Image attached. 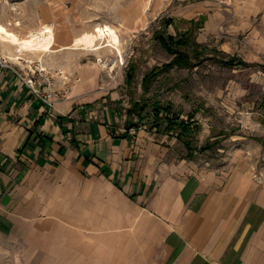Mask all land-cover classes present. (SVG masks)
Wrapping results in <instances>:
<instances>
[{
    "label": "crops",
    "instance_id": "1",
    "mask_svg": "<svg viewBox=\"0 0 264 264\" xmlns=\"http://www.w3.org/2000/svg\"><path fill=\"white\" fill-rule=\"evenodd\" d=\"M35 3L17 5L22 20ZM42 19L13 28L34 38ZM95 29L57 49L49 29L55 39L46 31L39 48L19 51L56 77L57 92L68 84L53 106L0 67V237L45 253L47 264H264V168L257 182L243 166L198 171L151 139L144 121L136 132L121 124L109 80L79 51L104 50Z\"/></svg>",
    "mask_w": 264,
    "mask_h": 264
},
{
    "label": "rangeland",
    "instance_id": "2",
    "mask_svg": "<svg viewBox=\"0 0 264 264\" xmlns=\"http://www.w3.org/2000/svg\"><path fill=\"white\" fill-rule=\"evenodd\" d=\"M258 3L257 11H251L237 0H36L26 21L18 15L19 9L4 6L0 27L12 22L7 30L27 37L13 28L18 23L14 19L23 28L44 17L32 33L53 31L55 49L61 40L73 41L96 27L97 46H101L99 26L115 28L121 40L119 52L107 42L100 52L79 51L84 59L98 64L109 80V89L118 98L117 110L124 116L121 124L130 122L136 132L142 124L140 112L128 113L136 103L142 104L148 136L169 148L177 162L192 163L198 171L230 172L243 166L257 182V173L264 168V0ZM40 34L23 40L34 42ZM160 36L190 39L189 47L181 50L192 58L197 51L198 61L192 60L198 65L159 71L174 58ZM52 48L43 53L50 54ZM220 60L246 65L226 66ZM145 78H152L147 92ZM155 103L170 107L180 120L189 122V134L178 137V129L165 131L164 119L158 130H152L150 114ZM46 257L31 253L28 245L20 248L12 239L0 237V264H47Z\"/></svg>",
    "mask_w": 264,
    "mask_h": 264
},
{
    "label": "trees",
    "instance_id": "3",
    "mask_svg": "<svg viewBox=\"0 0 264 264\" xmlns=\"http://www.w3.org/2000/svg\"><path fill=\"white\" fill-rule=\"evenodd\" d=\"M187 37H179V38H175L173 36H168L167 40L163 37H159L158 39L160 40V42L162 43L163 47L174 56L173 60L169 63L166 64L163 68L158 69L159 71H166L167 69H172V68H176V67H180V68H193L195 66H197V62L193 63L192 59L196 58V61H198L197 58H199V53H197V51L193 52V58L191 57V54H189L186 51H182L181 49H185L189 47L190 39H185ZM219 63L224 64L226 66H245L246 64L243 61L238 62L237 64H235L234 60H230V61H224V60H220ZM129 77L132 79L133 76L132 74L129 75ZM151 80L152 78H145L143 80V87L145 92H147L149 90L150 84H151ZM152 109H151V117L153 119V122L151 124V127H155V128H159L160 126V119H164V121L167 123V127L165 128V131L173 133L174 129H178L179 133H178V137H183L184 135L189 134V132L191 131V124L189 122H185L180 120L176 114H173L172 110L170 107H162L158 104H154L151 105ZM140 112V116H139V121L140 123H142V121H144L143 115H142V104L136 103L134 106V109L132 111H130L128 113V115L133 116L134 113H138ZM164 116V118H161L160 116ZM132 124H130V122H128L127 126H130Z\"/></svg>",
    "mask_w": 264,
    "mask_h": 264
},
{
    "label": "built area",
    "instance_id": "4",
    "mask_svg": "<svg viewBox=\"0 0 264 264\" xmlns=\"http://www.w3.org/2000/svg\"><path fill=\"white\" fill-rule=\"evenodd\" d=\"M23 1L26 0H0V20L4 6H9L12 10L16 11L18 9L17 5ZM0 43H2L1 36ZM16 53L21 54L22 52L17 51ZM12 60L13 62L18 63L17 66L23 64L25 67H27L25 69L28 74L23 73L22 68L14 66L16 64L12 65L13 63L9 62L11 61L10 58L6 57V55L3 56L0 51V67L13 72L19 78V80L29 88L31 94L40 103L53 106V103L56 99H66L65 96L68 91V84H64L62 93L57 92L55 90V76L51 75L49 71L45 69L41 61L33 62L32 60L25 59L22 56H18L14 59L12 58ZM60 77L62 78V74H60ZM64 80H66V78H64Z\"/></svg>",
    "mask_w": 264,
    "mask_h": 264
},
{
    "label": "bare ground",
    "instance_id": "5",
    "mask_svg": "<svg viewBox=\"0 0 264 264\" xmlns=\"http://www.w3.org/2000/svg\"><path fill=\"white\" fill-rule=\"evenodd\" d=\"M105 26L106 27H100L99 37L101 39V46L98 45L96 49H99V50L102 49V45H104V43L106 44L107 42L109 45L114 47V49L118 50L119 52L120 51L119 46H120L121 40L117 32L114 29L110 28L109 26L107 25ZM0 36H1V41L3 44L8 43L12 46H15V48H19L20 50H23V51H27V50L31 51L32 48H39L40 44H42V42L46 38H48L47 33L43 32L35 40H33L34 42H31V41L23 40L17 37L16 35L9 32L4 27H0Z\"/></svg>",
    "mask_w": 264,
    "mask_h": 264
}]
</instances>
